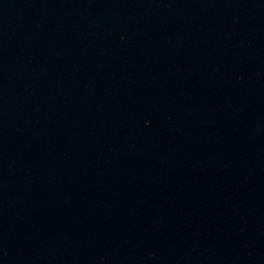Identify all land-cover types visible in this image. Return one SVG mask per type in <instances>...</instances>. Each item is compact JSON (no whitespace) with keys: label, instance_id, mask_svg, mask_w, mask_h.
I'll return each mask as SVG.
<instances>
[{"label":"water","instance_id":"obj_1","mask_svg":"<svg viewBox=\"0 0 264 264\" xmlns=\"http://www.w3.org/2000/svg\"><path fill=\"white\" fill-rule=\"evenodd\" d=\"M0 264H264V0H0Z\"/></svg>","mask_w":264,"mask_h":264}]
</instances>
